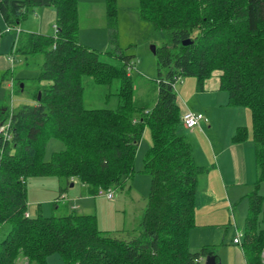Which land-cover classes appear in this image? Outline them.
I'll return each mask as SVG.
<instances>
[{"label": "trees", "instance_id": "trees-1", "mask_svg": "<svg viewBox=\"0 0 264 264\" xmlns=\"http://www.w3.org/2000/svg\"><path fill=\"white\" fill-rule=\"evenodd\" d=\"M139 2L140 17L166 38L153 54L157 78L151 105L134 97L127 71L133 68V56L115 46L116 0H105L114 50L103 54L78 42L77 0H0V17L7 27L16 28L29 9L50 8L56 15L53 37L20 32L13 44L14 54L42 55L38 79L49 85L40 90L33 106L23 105L14 113L0 107V226H8L0 240V264H16L19 258L46 264L52 254L63 264H200L211 255L219 261L212 247L189 250L197 179L205 170L195 164L190 144L179 134L175 92L177 80L194 77L201 89L215 72L220 90L227 93V105L245 108L251 118L259 176L247 196L242 252L245 264H261L264 195L258 194V187L264 182V0ZM186 40L191 43L183 45ZM105 54L119 64L103 61ZM87 78L104 87L118 83L116 110L84 108ZM146 127L152 141L144 158L150 187L137 237L111 238L98 231L92 215L25 216L26 180L31 176L75 180L88 186L90 193L114 186L121 189L132 177ZM50 137L60 139L65 150L45 162L44 147ZM249 137L247 127H239L232 142Z\"/></svg>", "mask_w": 264, "mask_h": 264}, {"label": "rangeland", "instance_id": "rangeland-1", "mask_svg": "<svg viewBox=\"0 0 264 264\" xmlns=\"http://www.w3.org/2000/svg\"><path fill=\"white\" fill-rule=\"evenodd\" d=\"M77 1L79 15L77 35L80 43L90 50L102 54L113 52L114 46L111 44L107 25L105 0ZM139 6V0H116V34L113 39L115 46L120 48L124 55L133 56L131 63L133 68L130 69L129 75L133 83L134 97L143 98L151 105L155 99L153 88L157 78L156 62L151 47L161 46L166 42V38L164 33L155 31L150 23L140 17ZM90 13H92V17H90ZM49 23L46 35L53 37L56 32L55 23ZM39 24L41 22L37 17V11L29 9L16 29L23 33L38 34ZM6 28V24L0 17V107L7 106L9 112L14 113L23 105H35L38 93L47 87L49 82L38 79L40 65L43 61L42 55L24 57L14 54L13 44L18 35L17 32L6 33ZM10 57L13 59L12 62ZM101 59L119 64L118 60L109 54L102 55ZM3 74L6 75L1 79ZM190 81L196 84L194 77H183L176 84L175 92L178 97L181 93L186 99L191 95L189 88L191 85L187 83ZM193 90L196 91V85ZM117 92L118 83L104 87L95 84L91 78H87L83 81V106L86 109L116 110L119 105ZM196 97H194L195 100ZM246 114L249 141H252L251 118L248 111ZM184 131L186 129L181 127L179 134ZM186 141L193 148V143L189 140ZM151 143L150 130L146 127L136 150L132 177L124 182L121 189L118 186L110 188L113 191L112 200L106 198V189H98L102 192L101 195H98V191L90 193L89 187L78 181L67 182L53 175L27 178L26 196L29 217H60L72 212L70 208L76 206L75 214L94 216L98 231L111 238L128 241L137 237L140 233L139 223L150 187V176L144 170V158ZM195 147L194 145L193 149ZM64 150L65 145L60 139L50 137L45 143L43 161L49 162L54 153ZM71 184L73 185L71 186ZM258 194L264 195V182L259 184ZM58 198L61 202L67 203V206L62 203L56 205L54 202ZM247 211V197L237 203L231 211L225 213L222 211L218 218L220 226L204 228L190 238V252H196L202 247L208 246L213 248L221 264H245L242 244ZM261 216L259 219L262 218ZM7 229V225L0 226V240ZM200 234L203 236L199 237ZM235 238L239 239V245L233 243ZM263 251L260 254L261 264H263ZM31 264L36 263L31 262ZM46 264H63V262L57 254H52L46 258ZM200 264H204V259Z\"/></svg>", "mask_w": 264, "mask_h": 264}, {"label": "crops", "instance_id": "crops-1", "mask_svg": "<svg viewBox=\"0 0 264 264\" xmlns=\"http://www.w3.org/2000/svg\"><path fill=\"white\" fill-rule=\"evenodd\" d=\"M35 9L33 10L37 11V17L41 22L37 32L46 35L48 22L55 23V12L50 8ZM89 15L92 17V13ZM78 42L80 43L79 40ZM187 83L191 85L189 87L191 95L186 99L180 91L181 95L176 97L179 116L190 111L202 113L207 119L199 127L186 129L180 134L185 140L193 143V148L196 146L193 149L189 143L195 164L205 170L197 179L195 227L189 232L190 240L204 228L220 226L218 218L222 211L223 213L231 211L252 192L259 173L254 161L252 141L248 139L241 143L232 142L236 129L247 127L248 110L227 105V93L219 88V73L215 72L205 80L201 89H198L197 83L193 84L191 81ZM194 85L197 92L193 90ZM58 203L67 206V203L61 202L60 199ZM70 209L74 212L77 207L73 206ZM202 236L203 234H200L199 237ZM26 260L19 258L16 264H31Z\"/></svg>", "mask_w": 264, "mask_h": 264}, {"label": "built area", "instance_id": "built-area-1", "mask_svg": "<svg viewBox=\"0 0 264 264\" xmlns=\"http://www.w3.org/2000/svg\"><path fill=\"white\" fill-rule=\"evenodd\" d=\"M5 32L6 33L17 32V35H19V33H20V31L18 29L12 28V27H7ZM17 37H16V39H17ZM13 51H14V48H13ZM10 61L11 62L13 61L12 57H10ZM127 71L130 74V68H127ZM177 81H180V80H177ZM206 121H207V119L205 118L204 114L190 112V111L183 113L180 117L181 125L187 130H192L196 127H199L201 123L206 122ZM101 194H102V192L98 191V195H101ZM105 196L108 200H112L113 199V191L110 188L106 189ZM25 216L27 217L28 213L25 214ZM233 243L239 245L240 244L239 239L235 238L233 240ZM262 262L264 264V251L262 253Z\"/></svg>", "mask_w": 264, "mask_h": 264}, {"label": "water", "instance_id": "water-1", "mask_svg": "<svg viewBox=\"0 0 264 264\" xmlns=\"http://www.w3.org/2000/svg\"><path fill=\"white\" fill-rule=\"evenodd\" d=\"M189 43H191V42H190L189 40H186V41H184L182 44H183V45H187V44H189ZM155 49H156L155 46H152V47H151V51H152L153 54L155 53ZM21 87H22V85H21ZM39 99H40V93H38V95H37V101H39ZM72 185H73V184H71V186H72ZM204 264H221V263H220V261H216L215 256L211 255V256H206V257L204 258Z\"/></svg>", "mask_w": 264, "mask_h": 264}]
</instances>
